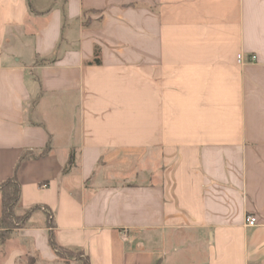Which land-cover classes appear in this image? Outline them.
<instances>
[{
  "label": "crops",
  "instance_id": "1",
  "mask_svg": "<svg viewBox=\"0 0 264 264\" xmlns=\"http://www.w3.org/2000/svg\"><path fill=\"white\" fill-rule=\"evenodd\" d=\"M14 177L0 264H264V0H0Z\"/></svg>",
  "mask_w": 264,
  "mask_h": 264
},
{
  "label": "trees",
  "instance_id": "2",
  "mask_svg": "<svg viewBox=\"0 0 264 264\" xmlns=\"http://www.w3.org/2000/svg\"><path fill=\"white\" fill-rule=\"evenodd\" d=\"M94 63L100 64L99 60V52H96ZM42 154L41 156H43ZM28 158H32V156L24 155L21 161H24ZM36 158V156H34ZM74 163V154H72L70 160V167ZM0 191L2 193V217L0 218V230H1V241L4 243L15 229V220H16V208L20 204L21 199V188L20 184L16 177L10 179L9 181L0 185ZM32 211L27 212V217L31 214ZM12 230V231H11ZM51 245L54 250L57 252L59 256H68L69 258L80 259L83 255L82 251L78 250H69L58 247L55 245L53 240L51 239ZM85 264H89L88 261H85Z\"/></svg>",
  "mask_w": 264,
  "mask_h": 264
},
{
  "label": "built area",
  "instance_id": "3",
  "mask_svg": "<svg viewBox=\"0 0 264 264\" xmlns=\"http://www.w3.org/2000/svg\"><path fill=\"white\" fill-rule=\"evenodd\" d=\"M256 60L257 59L255 55L251 56L249 61H246L245 56L243 54H240L237 57V63L239 65H245L246 63H254ZM245 222H246V226L250 228H255L258 226V221L256 217L248 216L246 217Z\"/></svg>",
  "mask_w": 264,
  "mask_h": 264
},
{
  "label": "rangeland",
  "instance_id": "4",
  "mask_svg": "<svg viewBox=\"0 0 264 264\" xmlns=\"http://www.w3.org/2000/svg\"><path fill=\"white\" fill-rule=\"evenodd\" d=\"M21 215H18L17 212H16V220H15V229H13V232L18 229L20 226H22L23 224H25V220L27 219V212H24V213H19ZM12 231V230H11ZM0 234H1V230H0ZM60 259L65 263V264H69L70 262H73V261H78V260H81L80 259H74V258H69L68 256H60ZM85 264V262H84Z\"/></svg>",
  "mask_w": 264,
  "mask_h": 264
}]
</instances>
